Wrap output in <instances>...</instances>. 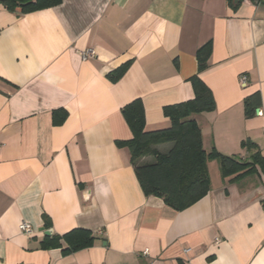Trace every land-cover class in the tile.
I'll list each match as a JSON object with an SVG mask.
<instances>
[{
	"label": "crops",
	"instance_id": "0c3cea01",
	"mask_svg": "<svg viewBox=\"0 0 264 264\" xmlns=\"http://www.w3.org/2000/svg\"><path fill=\"white\" fill-rule=\"evenodd\" d=\"M236 4L61 0L28 14L0 5V264H264L262 175L232 181L210 161L209 192L177 212L143 194L128 149L115 144L132 137L125 105L140 99L145 131L166 129L163 107L193 99L188 79L198 75L215 103L193 117L204 150L246 160L249 142L264 158V0ZM254 93L260 105L246 117ZM58 108L67 117L53 126ZM77 228L94 234L91 247H40L45 232Z\"/></svg>",
	"mask_w": 264,
	"mask_h": 264
},
{
	"label": "trees",
	"instance_id": "16d2710c",
	"mask_svg": "<svg viewBox=\"0 0 264 264\" xmlns=\"http://www.w3.org/2000/svg\"><path fill=\"white\" fill-rule=\"evenodd\" d=\"M61 0H0V5L10 12L28 14L58 5ZM232 0L228 4L232 6ZM234 9L237 4L232 6ZM211 53V43L207 42L196 52L198 73L207 68ZM128 64L108 75L116 82L123 75ZM194 97L191 100L163 107V116L170 121L166 129L145 131V111L140 99H135L121 109L132 137L126 141H116L117 148L129 151V162L139 186L146 197H156L171 209L181 212L207 195L210 190L208 163L217 161L223 178L239 181L248 175L260 174L264 178V158L258 148L249 142L242 146L248 150V158L239 160L224 156L212 148L209 152L202 146L201 130L193 119L195 115L212 112L215 108L210 89L198 75L188 79ZM260 105V95L254 93L244 101L246 117L254 114ZM67 112L58 108L51 112L53 126L64 123ZM169 144L167 152L161 153L157 146ZM44 224L49 220L44 216ZM96 237L90 231L77 228L62 236H46L40 244L42 249H59L66 245L62 253L77 252L93 245Z\"/></svg>",
	"mask_w": 264,
	"mask_h": 264
},
{
	"label": "built area",
	"instance_id": "2783aa9c",
	"mask_svg": "<svg viewBox=\"0 0 264 264\" xmlns=\"http://www.w3.org/2000/svg\"><path fill=\"white\" fill-rule=\"evenodd\" d=\"M93 55H94V51L92 49H87V50L80 53V57L83 61L91 59L93 57ZM240 84L242 87H245L247 85V77L246 76L243 75L240 77ZM31 230H32V228L27 223H22L20 225V231L26 235H30L32 232ZM216 241H218V240L216 239ZM183 252H184V254H187L190 252V250L186 248L183 250ZM144 253H146V252H144ZM185 264H191V263L186 261Z\"/></svg>",
	"mask_w": 264,
	"mask_h": 264
},
{
	"label": "water",
	"instance_id": "95a60500",
	"mask_svg": "<svg viewBox=\"0 0 264 264\" xmlns=\"http://www.w3.org/2000/svg\"><path fill=\"white\" fill-rule=\"evenodd\" d=\"M239 1H240V0H233V3L236 4V3H238ZM251 1H253V2H257L258 0H251ZM45 234H46L47 236L50 235L49 232H45Z\"/></svg>",
	"mask_w": 264,
	"mask_h": 264
},
{
	"label": "rangeland",
	"instance_id": "374dc122",
	"mask_svg": "<svg viewBox=\"0 0 264 264\" xmlns=\"http://www.w3.org/2000/svg\"><path fill=\"white\" fill-rule=\"evenodd\" d=\"M167 146H169L168 144H166Z\"/></svg>",
	"mask_w": 264,
	"mask_h": 264
}]
</instances>
